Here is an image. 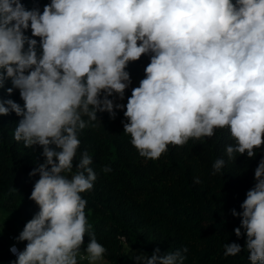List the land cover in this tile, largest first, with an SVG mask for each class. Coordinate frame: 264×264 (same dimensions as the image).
<instances>
[{
  "label": "clouds",
  "instance_id": "9594fccd",
  "mask_svg": "<svg viewBox=\"0 0 264 264\" xmlns=\"http://www.w3.org/2000/svg\"><path fill=\"white\" fill-rule=\"evenodd\" d=\"M142 57L149 63L131 87L127 69ZM0 90H18L23 104L0 96V116L19 117L14 140L43 158L28 173L39 177L28 197L38 211L14 238L26 243L10 246V264H109L81 195L98 179L87 149L77 160L82 132L99 126L98 114L122 111V133L146 161L225 128L233 142L211 175L238 156L255 159L264 147V0H49L42 10L38 0H0ZM254 181L242 211L231 209L245 244L224 243L223 256L247 251L250 264H264V156ZM117 239L137 264H185L189 251L137 254Z\"/></svg>",
  "mask_w": 264,
  "mask_h": 264
},
{
  "label": "trees",
  "instance_id": "16d2710c",
  "mask_svg": "<svg viewBox=\"0 0 264 264\" xmlns=\"http://www.w3.org/2000/svg\"><path fill=\"white\" fill-rule=\"evenodd\" d=\"M28 8L33 0H22ZM49 0H38L42 10ZM30 34V32H29ZM148 57L129 65L132 85L136 87L143 78ZM11 86L10 82L7 85ZM131 88L126 91V98ZM0 96L23 104L19 92L11 97L0 90ZM101 123L95 129H85L81 136L79 152L87 149L93 157V169L98 174L94 190L82 193L88 200L86 214L93 225L98 242L108 249L105 259L111 264H137L125 252L118 236H125L131 249L151 255L159 247L161 253L182 247L189 249L185 264H250L247 251L235 257L223 256L224 243H239L234 228L239 218L231 215V209L242 211L240 204L254 181V170L264 156V147L255 159L246 154L238 156L222 170L224 175H211L212 163L224 157L226 144L232 143L227 128L217 129L215 136L203 142L192 141L183 147L169 145V150L156 161L139 157L124 135L118 111L115 120L107 113L98 114ZM19 117L14 113L0 116V210L14 214L24 221L38 211L28 197L35 181L28 173L43 162L42 149H26L13 138ZM226 159V157H225ZM110 165L112 171L103 173L101 168ZM199 177L202 183L195 184ZM14 187L16 192L9 193ZM90 210V211H89ZM88 237L85 236V244ZM10 245L0 236V264H10L16 257L9 251Z\"/></svg>",
  "mask_w": 264,
  "mask_h": 264
},
{
  "label": "rangeland",
  "instance_id": "374dc122",
  "mask_svg": "<svg viewBox=\"0 0 264 264\" xmlns=\"http://www.w3.org/2000/svg\"><path fill=\"white\" fill-rule=\"evenodd\" d=\"M25 223L26 221L21 217L10 213H4L0 210V236L4 237L6 240L12 241L23 229ZM109 264L111 263L109 262Z\"/></svg>",
  "mask_w": 264,
  "mask_h": 264
},
{
  "label": "crops",
  "instance_id": "0c3cea01",
  "mask_svg": "<svg viewBox=\"0 0 264 264\" xmlns=\"http://www.w3.org/2000/svg\"><path fill=\"white\" fill-rule=\"evenodd\" d=\"M6 240V239H5ZM7 241V243L10 245V246H12L13 244H16V246L19 248V249H23L24 248V246H25V243H17L16 241H15V239H12V241H10V240H6ZM86 245V244H85ZM82 254H84L83 252H82ZM78 260H79V258H78Z\"/></svg>",
  "mask_w": 264,
  "mask_h": 264
},
{
  "label": "built area",
  "instance_id": "2783aa9c",
  "mask_svg": "<svg viewBox=\"0 0 264 264\" xmlns=\"http://www.w3.org/2000/svg\"><path fill=\"white\" fill-rule=\"evenodd\" d=\"M11 238H12V236H11ZM79 264H87V261H80Z\"/></svg>",
  "mask_w": 264,
  "mask_h": 264
}]
</instances>
